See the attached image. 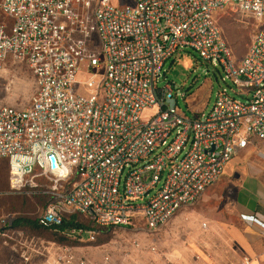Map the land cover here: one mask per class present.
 Instances as JSON below:
<instances>
[{
	"label": "built area",
	"instance_id": "2783aa9c",
	"mask_svg": "<svg viewBox=\"0 0 264 264\" xmlns=\"http://www.w3.org/2000/svg\"><path fill=\"white\" fill-rule=\"evenodd\" d=\"M228 6L240 21L255 20L239 60L214 18ZM0 9L11 18L0 23V70L8 58L23 61L37 85L27 106L0 105V159L8 161L12 192L41 188L50 196L40 224L79 212L99 226L156 235L237 152L264 142V0H0ZM189 49L222 69L241 99L223 90L208 111L181 112L166 65ZM85 88L93 92L81 94ZM147 109L156 111L143 119ZM38 176L55 186H39ZM12 226L0 214V236ZM70 235L87 243L18 231L0 264H95L78 251L95 234ZM141 250L131 238L119 249L121 262L107 251L102 264H128Z\"/></svg>",
	"mask_w": 264,
	"mask_h": 264
},
{
	"label": "rangeland",
	"instance_id": "374dc122",
	"mask_svg": "<svg viewBox=\"0 0 264 264\" xmlns=\"http://www.w3.org/2000/svg\"><path fill=\"white\" fill-rule=\"evenodd\" d=\"M114 4L124 5L128 0H113ZM214 18L220 26L224 37L228 41L235 59H241L251 44L256 27L255 20L249 18L247 22L240 21L235 6L215 13ZM11 18L4 15L0 9V23L9 24ZM96 51L100 47L96 46ZM100 72H104V57ZM167 80L173 86L177 106L187 116H193L200 111H208L213 105L219 92L226 90L238 99L236 86L220 68H214L210 63L203 61L199 55L189 49L178 52L173 60L166 65ZM37 88L35 79L28 65L23 61L8 58L0 70V105H10L16 108L27 106ZM81 94L90 95L93 90L81 89ZM184 94V97L181 95ZM155 109H147L143 119H149ZM264 142L257 143V149ZM7 162L0 163V191L8 193L0 197V214L11 218L19 216L31 220L39 216L47 207V199L43 197L27 196L28 188L21 192H12L9 187ZM34 182L39 186L54 187L55 183L46 177H35ZM237 181L231 182L222 177L212 185L204 197L193 205L181 209L173 219L156 235L148 231L136 229H112L98 246L88 244L78 249L79 254L95 264H102L104 255L110 251L116 262H121L119 249L124 248L131 238H136L142 244L143 250L133 252L128 257V264H185L186 261L198 259L203 250L209 231V221H234L235 194ZM86 239V236H84ZM103 245V246H102ZM155 245L156 250H150ZM119 248V249H117ZM44 250V248H41Z\"/></svg>",
	"mask_w": 264,
	"mask_h": 264
},
{
	"label": "crops",
	"instance_id": "0c3cea01",
	"mask_svg": "<svg viewBox=\"0 0 264 264\" xmlns=\"http://www.w3.org/2000/svg\"><path fill=\"white\" fill-rule=\"evenodd\" d=\"M258 142L263 141L237 152L218 179L237 181L234 221L210 220L204 239L212 243H204L200 257L185 264H264V145L257 149Z\"/></svg>",
	"mask_w": 264,
	"mask_h": 264
},
{
	"label": "trees",
	"instance_id": "16d2710c",
	"mask_svg": "<svg viewBox=\"0 0 264 264\" xmlns=\"http://www.w3.org/2000/svg\"><path fill=\"white\" fill-rule=\"evenodd\" d=\"M7 162V159H0L1 162ZM29 192L27 196L30 197H43L47 199V205L50 201V196L43 193L41 188H28ZM8 195L0 191V197ZM44 211V210H43ZM43 213V212H42ZM41 213V214H42ZM40 214V215H41ZM39 216L34 219L27 220L21 218L19 216H15L12 218V227H8L6 229L7 236H0V262H5L9 259L12 254V246L17 243L15 237H17L18 231H23L26 236L29 238L35 237L39 239H43L45 241L54 242L60 245H79L86 244L79 241L80 236L76 239H73L70 235L73 229L83 230V231H92L95 234V240L92 242L93 245L99 246L98 242L101 241L99 239H103L107 233H109L112 229H117V227H103L97 225L92 219H90L87 215L79 213V212H67L63 214L62 222L59 225H42L39 222ZM8 242L5 244L4 241ZM99 240V241H98Z\"/></svg>",
	"mask_w": 264,
	"mask_h": 264
},
{
	"label": "water",
	"instance_id": "95a60500",
	"mask_svg": "<svg viewBox=\"0 0 264 264\" xmlns=\"http://www.w3.org/2000/svg\"><path fill=\"white\" fill-rule=\"evenodd\" d=\"M51 159H52V162H53V164H54V157H51Z\"/></svg>",
	"mask_w": 264,
	"mask_h": 264
}]
</instances>
